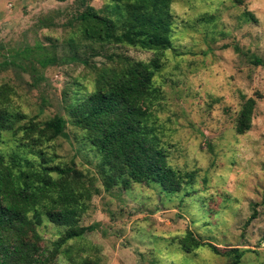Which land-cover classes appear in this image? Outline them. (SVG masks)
I'll use <instances>...</instances> for the list:
<instances>
[{
  "label": "rangeland",
  "instance_id": "1",
  "mask_svg": "<svg viewBox=\"0 0 264 264\" xmlns=\"http://www.w3.org/2000/svg\"><path fill=\"white\" fill-rule=\"evenodd\" d=\"M124 6L123 0H0V85L12 88L7 105L25 116L17 126L66 119L68 139L39 149L51 166L79 171V187L89 192L82 236L68 241L53 264L230 262L208 246L185 252L183 243L236 248L245 251L240 264H264V0H172L166 51L83 40L77 15L94 8L115 20ZM45 58L52 63L42 67ZM127 59L160 63L153 81L161 100L149 126L168 164L195 174L178 193L156 183L106 187L98 153L67 111L75 97L96 90L98 72L122 73ZM249 98L256 102L251 128L238 134L237 116ZM24 138L18 130L3 134L0 153L22 149ZM64 231L43 217L41 246L51 249Z\"/></svg>",
  "mask_w": 264,
  "mask_h": 264
},
{
  "label": "trees",
  "instance_id": "2",
  "mask_svg": "<svg viewBox=\"0 0 264 264\" xmlns=\"http://www.w3.org/2000/svg\"><path fill=\"white\" fill-rule=\"evenodd\" d=\"M123 1L125 9L115 20L94 8L77 15L76 27L83 40L154 52L170 49L172 0ZM50 63L48 58L39 61L42 67ZM125 63L122 73L98 72L96 90L67 105L72 124L83 131L82 141L98 153L106 187L119 184L127 189L131 183H156L167 193H178L192 184L195 174L168 164L155 129L149 126L152 109L161 100L153 81L160 63L157 59H127ZM32 70L35 74L34 67ZM11 94V87L0 85V145L3 134L17 130L29 142L7 155L0 153V264H53L68 241L81 238L79 221L88 210L84 199L89 198V192L79 187L84 183L79 171L51 166L44 150L39 149L59 137L68 139L66 119L56 115L43 124L27 121L17 126L25 116L7 105ZM255 105L253 98L242 104L236 120L238 134L250 130ZM43 217L65 228L51 249L41 246L43 239L37 232ZM202 246L230 259L229 264H240L245 253L236 248L221 252L206 243H183L181 248L189 252ZM83 264L91 263L86 259Z\"/></svg>",
  "mask_w": 264,
  "mask_h": 264
}]
</instances>
